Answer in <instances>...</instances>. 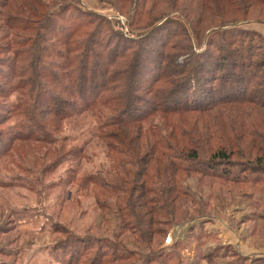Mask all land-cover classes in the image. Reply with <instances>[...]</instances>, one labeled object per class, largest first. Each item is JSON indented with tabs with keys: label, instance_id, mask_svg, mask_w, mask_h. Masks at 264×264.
Wrapping results in <instances>:
<instances>
[{
	"label": "trees",
	"instance_id": "1",
	"mask_svg": "<svg viewBox=\"0 0 264 264\" xmlns=\"http://www.w3.org/2000/svg\"><path fill=\"white\" fill-rule=\"evenodd\" d=\"M128 1L133 6L125 12L116 2L100 0L127 16L123 24L83 7L79 0H26L35 20L17 13L2 15L10 39L0 51L13 57L10 63H0V97L27 86L28 98H33L32 111H41L43 116L38 124L34 121L36 113L28 115L27 109L16 108L14 113L21 118L19 129L10 139H0V158L16 141L55 144L60 133L53 122L93 112L99 121V139L121 158V163H139L140 156L131 146L134 142L142 145L146 163L133 180L129 178L131 170L120 164L85 174V180L108 193H117L118 199L127 195L130 203H125L127 211L120 216L122 231L141 232L151 244L152 236L161 230L153 228L155 224L173 223L160 217L168 216L165 208L186 192L175 185L173 177L179 172L196 171L234 183L264 182V130L261 134L249 126L252 114L264 115V36L243 26L264 19L244 17L201 32L186 12L188 16L179 10L153 16L142 0ZM205 1L199 0L198 5L205 7ZM216 1L220 12L228 5L241 12L249 3ZM38 3L46 12L38 10ZM202 42L205 47L200 50ZM229 107L250 111L232 114ZM158 114L174 119L173 128L184 139L180 144L171 142L152 123L149 128L153 134L147 128L141 135L133 132L134 124L147 123ZM180 115L196 119L181 124ZM128 134L135 137L129 139ZM242 137H250L251 150L242 149ZM214 139L220 144L212 157L208 161L200 158V149ZM234 152L247 159L239 160L246 163L242 167L232 161ZM153 160L170 164L169 169L162 168L172 176L165 180L164 188L151 184L155 172L159 173L157 166L150 168ZM136 177L142 182L136 183ZM261 214L259 217L264 218ZM81 243L80 238L73 246L66 243L65 253L73 258V264H85V250L93 249L92 244ZM113 246L106 244V251L97 252L91 264H135L140 256H148ZM227 264H264V256Z\"/></svg>",
	"mask_w": 264,
	"mask_h": 264
},
{
	"label": "rangeland",
	"instance_id": "2",
	"mask_svg": "<svg viewBox=\"0 0 264 264\" xmlns=\"http://www.w3.org/2000/svg\"><path fill=\"white\" fill-rule=\"evenodd\" d=\"M25 1L0 0V46L8 44L10 39V36L6 37L8 27L2 15L10 12L37 19L30 10V3ZM44 1L50 3L55 0ZM79 1L83 7L109 15L121 24L128 21L126 15L119 14L100 0ZM110 1L118 3L125 12L133 6L128 0ZM142 1L153 16L166 15L176 10L186 12L201 32L244 17L264 19V0H249L241 12L233 11L230 5L227 10L220 12L216 0H206L203 8L198 5L199 0ZM37 8L42 13L47 10L39 3ZM243 26L264 36V22L252 21ZM123 29L125 32H133L129 28ZM204 47L205 43L202 42L199 48L201 50ZM12 57L10 52L0 51V63H10ZM6 69L9 71V68ZM2 76L0 74L1 79ZM15 80L23 78L16 77ZM28 97L27 86L16 88L7 97H0V139H10V134L19 129L17 125L21 118L14 113L18 107L27 109L28 115L35 116L36 113V120H33L42 123L41 111H32L33 98ZM227 109L232 114L237 110L250 111L244 107ZM255 116L252 114L249 126L263 134L264 115ZM165 117L158 114L147 123L134 124L133 132L141 135L144 134L141 130L147 128L152 133L149 128V123H152L171 142L180 144L184 139L173 128L174 119L166 117V120ZM195 119L180 115L178 121L183 124ZM53 125L60 133V140L55 144L16 141L11 151L0 158V264H73V258L65 253V246L67 242L73 246L77 238L84 242L81 244L93 246V249L85 250V264H91L97 252L106 251V244L108 247L114 244L124 251H138L148 255L140 256L135 264H227L239 259L264 256L256 255L264 254V218L259 217L264 213L263 181L234 183L196 171L179 172L173 177L175 185L184 187L186 192L174 199V202L172 199L173 203L165 208L168 216L160 217L173 220V223L155 224L153 228L161 230L152 236L150 244L141 232L122 231L120 216L127 211L125 203H130L127 195L118 199L117 193H108L85 180V174L96 172L102 167H116V164L130 169L129 178L133 180L135 173L143 169L146 163L142 145L137 142L131 145L140 156L139 163H121V158L110 152L99 139V121L93 112L73 115L64 121L53 122ZM128 137L133 139L135 135L128 134ZM249 138H240L242 149L251 150ZM152 139L154 143L155 137L152 136ZM219 144L220 141L214 139L206 148L200 149V158L208 161ZM79 146L82 148L76 150ZM236 153H233L232 161L240 166L246 164L239 160L247 159L240 158ZM61 158L64 160L61 161ZM168 165L159 164L155 160L151 162L150 168L153 170L157 166L156 170H159V173L154 174L155 181L151 182L153 186L164 188L165 180L172 177L171 173L162 169H169ZM235 169L239 170L238 167ZM139 182L142 180L137 178L136 183ZM133 209L139 212L137 208ZM69 251H72V247ZM151 256L155 257L153 261L150 260ZM107 258L108 255L102 260ZM119 264L133 263L129 261Z\"/></svg>",
	"mask_w": 264,
	"mask_h": 264
},
{
	"label": "crops",
	"instance_id": "3",
	"mask_svg": "<svg viewBox=\"0 0 264 264\" xmlns=\"http://www.w3.org/2000/svg\"><path fill=\"white\" fill-rule=\"evenodd\" d=\"M258 254L264 255L263 253H257L256 255H258ZM258 256H259V255H258Z\"/></svg>",
	"mask_w": 264,
	"mask_h": 264
},
{
	"label": "built area",
	"instance_id": "4",
	"mask_svg": "<svg viewBox=\"0 0 264 264\" xmlns=\"http://www.w3.org/2000/svg\"><path fill=\"white\" fill-rule=\"evenodd\" d=\"M170 238H171V237L168 238V242L170 241Z\"/></svg>",
	"mask_w": 264,
	"mask_h": 264
}]
</instances>
